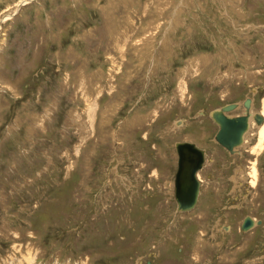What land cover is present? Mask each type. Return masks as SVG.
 Here are the masks:
<instances>
[{"label":"rangeland","instance_id":"obj_1","mask_svg":"<svg viewBox=\"0 0 264 264\" xmlns=\"http://www.w3.org/2000/svg\"><path fill=\"white\" fill-rule=\"evenodd\" d=\"M247 99L264 119V0H0V264H264V121L233 154L210 117Z\"/></svg>","mask_w":264,"mask_h":264},{"label":"water","instance_id":"obj_2","mask_svg":"<svg viewBox=\"0 0 264 264\" xmlns=\"http://www.w3.org/2000/svg\"><path fill=\"white\" fill-rule=\"evenodd\" d=\"M249 101H245L248 107ZM234 105L224 107V111L232 109ZM213 119L218 123L219 130L215 140L231 151V149L241 142V136L247 129L245 117L227 118L221 111L213 112ZM212 119V120H213ZM256 122L261 120L255 115ZM177 153V170L174 179V196L179 209H192L196 203L199 183L195 173L199 171L203 164V151L197 149L194 144L182 142L175 145ZM251 226L249 218H245L242 229ZM243 231V230H242Z\"/></svg>","mask_w":264,"mask_h":264},{"label":"bare ground","instance_id":"obj_3","mask_svg":"<svg viewBox=\"0 0 264 264\" xmlns=\"http://www.w3.org/2000/svg\"><path fill=\"white\" fill-rule=\"evenodd\" d=\"M5 19H6V17L1 21V22H3V21H5ZM248 101H249V105H248V107H246L245 106V101H244V103H243V105H242V107H243V109H244V113H243V115H239V116H227L228 114H231V112H233V111H235L237 108H238V105L237 104H229V105H225V106H223V107H221L220 109H218L219 111H221L222 112V114L225 116V117H227V118H236V117H245L246 118V120H247V129H246V131L243 133V135L241 136V142L238 144V145H236V146H234L232 149H231V151L229 150V149H227L226 147H224L223 145H221V143H219L217 140H215V138H214V140L216 141V143L217 144H219L224 150H226L228 153H233V154H235V149H237V148H239L241 145H243V142H244V138H245V134L247 133V131L249 130V127H250V125H249V120L251 121V119H253V121L255 122V124L256 125H260L263 121H264V119H263V117H261L260 115H258V114H254V115H252L251 113H250V111H249V107H250V105H251V100H249V99H247ZM230 105H234V107L232 108V109H228L227 111H224V107H227V106H230ZM218 110H214V111H218ZM213 111V112H214ZM213 112H211V115H210V117H211V119H213ZM255 115H258V116H260V118H261V120L259 121V122H256V120H255ZM213 122L217 125V127H218V130H219V126H218V123H216V121H214V119H213ZM263 130V129H262ZM216 136V135H215ZM190 144H192V143H190ZM176 145V144H175ZM195 146V145H194ZM175 147V146H174ZM196 147V146H195ZM197 149H199L198 147H196ZM200 150V149H199ZM176 155H177V153H176ZM203 158H204V160H203V164H204V161H205V155H204V152H203ZM203 164H202V166H203ZM197 173H198V171L195 173V177H196V179H197ZM174 179H175V175H174ZM197 181H198V179H197ZM198 183H199V181H198ZM199 191H200V183H199V187H198V195H197V200H196V203H197V201H198V196H199ZM174 201H175V203H176V205H177V201L175 200V196H174ZM196 203H195V205H196ZM195 205H194V207H195ZM179 212H182V213H185V212H190L192 209H186V210H184V209H179L178 208V205H177V208H176ZM249 218V220L251 221V226L249 227V228H247V229H242V225H243V222L245 221V218ZM247 217H245L244 219H243V221H242V223H241V226H240V230L242 231L243 230V232H247V231H249L250 229H252V228H254V225L256 226V224H260V222L259 221H257V222H255L251 217H249V216H247Z\"/></svg>","mask_w":264,"mask_h":264},{"label":"flooded vegetation","instance_id":"obj_4","mask_svg":"<svg viewBox=\"0 0 264 264\" xmlns=\"http://www.w3.org/2000/svg\"><path fill=\"white\" fill-rule=\"evenodd\" d=\"M251 110V105H250V107H249V111ZM227 116H229V114L227 115ZM177 156V155H176ZM202 168V167H201ZM176 170H177V162H176ZM201 170V169H200ZM199 170V171H200ZM198 171V172H199ZM175 173H176V171H175ZM175 175V174H174ZM200 192V191H199ZM173 198H174V180H173ZM176 204V203H175ZM197 204V203H196ZM176 208H177V205H176ZM243 221V220H242ZM255 221V220H254ZM241 226V225H240ZM254 227H255V225H254Z\"/></svg>","mask_w":264,"mask_h":264}]
</instances>
